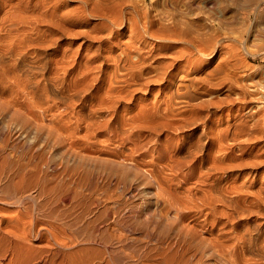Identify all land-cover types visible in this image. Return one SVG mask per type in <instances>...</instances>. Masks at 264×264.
<instances>
[{"label": "bare ground", "instance_id": "bare-ground-1", "mask_svg": "<svg viewBox=\"0 0 264 264\" xmlns=\"http://www.w3.org/2000/svg\"><path fill=\"white\" fill-rule=\"evenodd\" d=\"M220 1H219V3L221 4ZM223 1L224 0H222V2ZM164 2H166V1H164ZM172 2H175V0ZM229 2H230L229 3V6H230L229 9L230 10L228 11V16L224 17V19H221V21L218 22L219 23L218 32L216 33L217 30L215 31L214 29H212L213 33L216 35H212V34L209 35L212 31H207L206 33H203V31H200V29H197V28H194L196 30H193L192 24H188V23H191L189 21L187 23L188 24L187 29L192 33V35L191 36L188 35L189 39L185 38L186 40L184 39L182 41V42L185 41L188 44V47L186 46L185 48H182L180 46V50L174 51L170 54L166 53L169 51V47H165V49H167L165 51L162 50V48H159V50L161 52H164V54H162L161 52L159 53V55H161V59L163 58L166 60L159 61V63L154 66V75L153 76H146L147 74L144 73V71L149 67V59H148V55H146L148 53H146L144 55L143 53H141L142 49H139L136 53L139 57L135 55L134 57H136L137 60L133 61L134 57H131L133 54L130 55V54L126 53L127 51L124 52L123 53L124 56H126V57L128 56V58L126 59V62H127L126 68L129 67V70L132 71L131 74L129 72V74H130L129 79L125 80V84H127V85L123 86L121 91H119V89H118L119 92H114V93L111 92V94L109 92L110 95H107L108 99L106 101L101 102L99 106L96 105V108H97L96 111H95V109H96L95 106L94 107L91 106L92 108H94V110H92V111H94V114L97 112V114L99 115L100 113L102 114L103 112L104 113L105 112L110 113L111 111L116 112V110L120 107V104H122V103H128L129 104V103L136 102L135 104H137L138 106H140L141 109H143L142 111L144 112V114L149 112L145 115H148V117L151 118V120L149 121L150 125L147 124L149 119L146 121V119H145L146 116L145 117L143 116V117H144V120H145V123L147 124V126L149 125L148 128L153 130V132L156 135L160 136L161 135L160 133H161V131H163V129H167V130L173 129V132H174V130L176 132L177 131H180V132L181 131L182 132H184V131L189 132L190 131L188 133L189 138L194 140L193 143L191 144V147H188L191 149L187 150V157H190V160L185 162L179 158H176L177 159L176 162H174L170 166L171 173L173 172L174 176H175V173H178V171L181 170V167L185 165L184 163H187L189 165V172L191 174L198 173V175H202L204 173L203 172L204 169L207 166H209V168H207V170H212L214 172H216V170L217 171H223L225 174L227 172H231V171L234 172V171H236V169L238 170V169H241L243 167L247 168L248 166H250L252 171H250V174L249 173L248 174L246 173V174L251 175L252 178L258 177L254 170L257 169L259 166H264V150H263L264 148L262 149L263 146H260L261 143H264V114H263L264 109L262 111L259 110V112H258L259 116L256 115L258 118L251 117V120L249 119V121H243V123H241V126L239 127V129H237V131L235 130V132H234L232 130L234 132V133H232L233 134L232 136L231 135L228 136V134L230 133L228 129H226L224 131V130H221L218 128L215 129L213 125L212 126L208 125V121H211L212 123L215 121H219V119L213 118V116H215L219 110L223 109V107H226V108L227 107H233L235 104L236 105L242 104V105L246 106L248 104L246 100H248L249 96L254 98L257 101L259 99V95L261 94V91H260L259 87H257V86H254L253 88H251V86L248 85L250 87H248V86L246 87V86H244L245 84H243L245 82L243 80H242L243 85L240 84L241 82L239 81L238 77L236 76V72H235L236 71V45H232V46L228 47V44H229L228 43L227 46L225 45L226 47H224V48H226V50L221 48L222 53H220L221 57H219L221 61L218 64V66L214 69V71H212L213 70L212 69L211 73L208 76H205L206 74H204V78H202V77L198 78L196 76L192 80L191 88H194L199 94L206 96L205 98H203L201 96L203 98V100H202V98H200L201 100L197 99L200 101L199 103H197V105H193V103H192L193 106L190 108H185L183 106H179V104H183V103L187 102L186 98H188L190 96L188 94V88L190 87V85L180 84L176 87L175 91L172 90L173 87H171V86H173V84L177 80L178 76H180V79H181L180 81L184 82V81L189 80L188 77L190 74H193V73L199 74L202 71V69L204 68V66H206L205 60L208 59V60L212 61L214 59V56H215L214 54L218 50L217 49L218 46L216 44H220L221 40H223V39L224 40L225 39L231 40L233 38H235V40H236V37H234V35H236V30H235L234 26L232 27V25L233 24L235 25L236 20L239 19L238 18L239 14L241 15V17H243L242 18L243 21H245V20L248 21V20H251L253 18L257 19L258 16L260 15L261 7H263V4H264V2H261L260 0H229ZM25 3H27V0H16V1L0 0V63L5 62L6 60H11L14 62L13 64L10 63V66L12 65L13 68L10 69V67H9L10 70L8 71V73L10 75V81L12 82V85L9 86L10 93H12V94L16 93V94L21 95L20 99H16L17 96H15L13 99H10L7 102H3V101L1 102V97H2V93H3L4 89H0V103H1L0 112L3 113L5 116V121L3 123V126L0 129V131H2L0 133V264H191L192 259L194 260L193 264L195 263V261H196V264H200L204 260L205 256H207V255L212 256L215 252H217L219 257H220V256H223V254H226L227 251H230L229 253H231L233 256L237 252L236 251L237 248H232V246H234V245L230 244L231 245L230 246L226 242H223V239L225 237L218 238L222 235V234H218V237L216 236L218 239L213 237L217 241H213L214 242V244H213V243H211L212 239H211V241L209 239L208 240V241H210L209 249H206V252L204 255H202V251H201L200 255L197 257V254H196L197 252L194 253L193 250L195 248V245H198L199 247H201V243L198 242V237L196 235H192L193 234L192 228L194 226L191 227L190 226L191 224L188 225L189 223H187V222L185 223V219H186L185 213L186 212L183 213V209H186V208H190V209L191 208H196V209L198 208V209H200V205H197L198 201H201V204H202L201 207L205 206V208H207V206H208L207 203L214 202V201L217 203H219V202L223 203L222 205L220 204V206H222V207H226L225 204H229L227 206H231V208H234V210L239 209V207H241V206L243 208L244 207L247 208V205H244L242 203L244 202L245 204H247V202L249 203L250 200L248 201V199H244V196L247 195V197H248V196L253 195L254 193L246 190L244 188V186H242L241 184H240L241 186L236 187L234 185H230L229 184L230 182L228 183L229 185L227 183L223 184V183L218 182L214 185H211L210 189L208 187V190L205 188H204L205 190H203V188H201L203 190V192H201V193H203L202 196H198V194L195 193V191L192 190V188H188V189H191L190 191L187 189V192H189L188 193L189 196H185V198H182L180 196L181 198H179L178 194H177L178 197L174 196V195H176L175 191L171 192L170 190H168V188H166V186H165L166 184H164L162 181H160V183H158L160 188L157 187L159 189L157 192H159V193L161 192V193H164L166 195L168 192H171V194L168 193L170 195H167V196L163 195V198H162V195H160L161 194L160 193L159 196L161 198H158L159 196H157L158 199L143 200V201L141 200L142 202L138 203L139 201L135 202L134 200L133 201H127V199L126 200H120L121 198L120 199L119 198L113 199V198H111L112 196L111 197L109 196L107 198L81 197V196H79L80 194L79 195L75 194L76 196H74V183L72 181H71L72 183L71 182L67 183V182L60 180L62 178V176L60 177L61 174H63V175L67 174V175H69V177H74V172H76L78 170H79L78 172H80V169H81V171H83L81 173H84L85 175L83 178L82 177L83 174L82 175L80 174V179L82 180V178H83L87 181H90L94 175V171L91 170L92 169L91 166H92L93 162H97L99 164V166L101 168H103L104 170L114 172V173H122V175L127 174L131 170H134V167H132V165H129L127 161L125 163L124 162L126 160L125 158H129L130 156H133V154H135L139 150L143 149V145H141L140 142H139V144L133 143V147L131 146L130 147L131 149H127V150L131 151V153H133L132 155H129L128 157L124 158V157H122V155L118 156L119 154L118 155L116 154L117 157H114L110 160H102L103 162L102 161L98 162V160H101L98 157V156H100V152L98 150H96V151L99 153V155L92 153L93 151L92 152L89 151L90 149L88 150L90 154L84 155L86 152H84V154H83L82 153L83 151L81 152V150L76 151L74 153L73 146H70V148H68L67 152L64 151L63 153H58V147L60 145V142H62V132H61L62 128L59 127V124L57 122H55L54 120L47 119L46 114L50 110H53V108L55 107L56 104L57 105L58 104L64 105L69 100H70V103H73V100L71 102V99H73V97H80V100H81V98L83 99L85 97L86 93L90 92L94 88H97V86L100 84V81L102 80V76L100 75V73L98 71H97L98 73H96V72L94 73L93 70L94 69L95 70L101 69L104 65L106 66V62L110 63V61H113L114 63L115 62L117 63V61L114 59V57L111 58L108 55V56H103L104 60L102 59L103 61L101 60V62H99V64H98V66L95 65V66H97V68H95L94 66H93L94 68H92V67L90 68L89 65H85L86 70L85 69H84L85 71L79 70V71H81V73H79L77 71L78 73H76L77 74L76 80L74 79L75 82L73 81L74 86H75V88H74L75 94L73 96H70V95L68 96L67 91H66L67 92L66 95L64 93L65 91L63 92L64 94L61 93V91L58 87V82H57L58 80L55 77H52L50 75V69H51V67H55L56 69H59V68H57V66L59 67V65L61 63L58 64L54 54L57 52V50L60 47L59 46L60 40L64 36L71 37L73 35V32H72V30H70L68 28H64L62 26V23H61L62 21L60 20L59 14L57 13V11L55 9L56 7H54L50 11H48L49 10V8H48V10H46L47 12L45 11V13H44V10L39 11L42 8V6L39 5L41 7L40 9H38L39 12L37 10L36 11L32 10V11L28 12L25 9V6H26ZM29 3H27V4H29ZM152 3H153V1H152ZM167 3H168V1H167ZM30 5H31V3H30ZM175 5L173 6V4H172L174 9L176 10ZM165 6H166V4H165ZM28 7H27V9H28ZM31 7H32V5H31ZM170 7L171 6H169L168 8L170 9ZM31 9L29 8V10H31ZM33 9H34V7H33ZM139 9H141V8H139ZM179 9L180 8H178L177 10H179ZM147 10H148V8H147ZM143 11H145V10H143ZM156 11L157 10H155V13H157ZM167 11L168 10H166V12ZM182 11H185V10H182ZM158 12L160 13L159 10H158ZM162 12H163V10H162ZM168 12H170V11H168ZM148 13H147V15H148ZM159 13H157V14H159ZM164 13H165V10H164ZM143 14H144V12H143ZM160 14H162V13H160ZM112 16H114V15H112ZM112 16H110V17H112ZM115 18L117 19V21L122 19L121 18L118 20V17H115ZM155 18H157V17H155ZM113 19H114V17H113ZM113 19L111 18L112 21L116 20V19L115 20H113ZM159 19L157 18V20H159ZM175 19H176V17H175ZM175 19H174V21H175ZM14 20L16 22L20 23V25H22L20 27H22V28H18V29H16V31L12 32V30H9L11 28L7 24L10 23V25H11L12 24L11 22H15ZM117 21H115V22H117ZM140 21H145L144 24L142 25L143 27L141 26L142 30L140 31V29L139 30L137 29V37L140 39V40L138 39L140 42H143L144 38L146 36H148L149 38L151 37V38L155 39V41L157 40L158 42H179L180 41L179 38H178L179 40L176 41L175 37H174V41H173L172 34L174 33V29H173L174 25H173V27H171L173 32L170 30L167 32L168 34H166V33L161 31V29H160L161 27H159L160 30H156V28H157L156 24H154L156 26V28L153 26V30L151 29V31H150L149 28H151V27L146 22V20L140 19ZM140 21H138V22H140ZM159 21L161 22V19ZM33 22L35 23L36 27L32 28V30H28L26 25H28V24L31 25ZM133 22L134 21L132 20V23ZM156 22H158V21H156ZM160 22H158V26H159ZM164 22H166V21H164ZM109 23H111V22H109ZM119 23H120V21H119ZM119 23L117 22L116 24H119ZM121 23H124V22H121ZM121 23L119 24V26L121 25ZM162 23H163V21H162ZM178 23H176V27H177ZM192 23H193V21H192ZM251 23H253V22H251ZM140 24H142V23H140ZM167 24L165 26H167ZM179 25L182 27L185 26V24L184 25L178 24V26ZM197 25H199V24H197ZM7 26L9 27L8 31L5 30V28ZM162 26H163V24H162ZM252 26H254V24ZM132 27H134V26L132 25ZM137 28H138V25H137ZM154 28L157 32L154 31ZM166 28H165V31H166ZM107 29H109V31L108 30L107 31L110 32V35H111V32H113V31H110L111 30L110 28H107ZM133 29H131V27H130V30H132L130 32L133 33ZM187 29L183 32L188 31ZM4 30H5V32H4ZM248 30H247V33L249 32ZM160 31L162 33H160ZM32 32H34V33H32ZM130 32H129V34H130ZM135 32L136 31H134V33ZM169 32H172V34L169 35ZM179 32L180 31H177L174 35L180 36V33H182V32H180V33ZM208 32H210V33H208ZM184 34L182 33L181 36H183ZM205 34H207L210 37L211 36H213V37H211V38L206 37L207 35H205ZM130 35H128V36H130ZM106 36H108V33H106ZM186 36L187 35L185 34V37ZM93 37H95V36H93ZM204 37H206V38H204ZM207 38L210 39V41L208 40L209 44L204 45L203 40L207 39ZM127 40L129 41V39H127ZM208 41L204 40V42H207V43H208ZM127 42H125V45ZM214 43H216V44H214ZM235 43H237V42H235ZM128 44H129V42H128ZM135 44H133V46ZM146 45H148V44H146ZM133 46H130V48ZM137 46L139 47V45H137ZM152 46L153 45H151V47ZM146 47H148V46H146ZM149 47H150V45H149ZM153 47H155V46H153ZM160 47H161V45H160ZM183 47H184V45H183ZM240 47H242V46H240ZM120 48H121V46H120ZM123 48H125V46ZM136 48L137 47L134 46V49H136ZM146 49H143V52ZM95 50L97 52L95 51L96 53H94V55L90 56V58L95 59L97 62V61H100V58H101L100 53L103 54V52L101 51L99 53V49L98 50L95 49ZM159 50H158V52H159ZM149 51L150 50H148V52ZM153 51L155 52V50H153ZM146 52H147V50H146ZM124 56H122V57H124ZM156 56H158V55H156ZM158 57H156V58H158ZM217 61H218V59H217ZM234 61H235V63H234ZM182 62H183V64H181ZM122 65H124V64L121 63V66ZM81 67H82V65H81ZM118 69H119V67H118ZM138 69H139V71L134 73ZM55 72H56V70L54 71V73ZM117 72H119V71L117 70ZM127 72H128V70H127ZM208 72H209V70H208ZM109 73H111V72H109ZM180 73H183V74L179 75ZM237 75H239V74H237ZM33 76H36V77L38 76L39 80L37 79L36 82H33L32 78H31ZM55 76H56V74H55ZM123 76H125V75H123ZM127 76H128V74H127ZM244 77H246V76H244ZM30 78L32 81L30 80ZM58 78H60V77H58ZM108 79L106 81L107 83H108ZM113 81H111V82H113ZM42 82H44V84H42ZM121 83H123V81ZM121 83H119V84H121ZM252 83L253 82L251 81V84ZM165 84L167 86V88H165V89L166 90L169 89L171 91V94L169 96H164V98L166 97L167 99H163V96H162V93L164 92L163 89L165 87L164 86ZM246 84H248V83H246ZM249 84H250V81H249ZM108 86H110V85H108ZM108 86H106V87L108 88ZM154 86L156 88L158 87L157 90L155 89L156 92L152 91V87H154ZM61 87L62 86H60V88ZM181 87H184L186 91H182ZM225 87H227L226 92L232 91L233 93L237 89L238 90L240 89L242 91V97L239 98L238 97L239 93L237 92L238 93L237 94L238 99L237 100L235 99L236 101L229 100L230 98L224 99V97H221V95H222L221 91ZM70 88L73 89L72 87H70ZM263 88H264V86H263ZM37 89L38 90L41 89V92H42L41 95H40L39 91H38L39 93L35 92ZM66 89H68V88H66ZM109 89L110 88H108L107 91ZM104 90H106V89H104ZM69 92H71V91H69ZM152 92L155 94L157 99L155 98L156 101H154V100L152 101V102H154V104L151 105V107H150L151 109H148V107H147L148 104L146 103L147 100L143 99L142 96L151 94ZM224 92H225V90H224ZM229 94H231V93H229ZM240 94H241V92H240ZM102 95L106 96L105 93ZM105 96L103 98H105ZM233 96L236 97V94ZM233 96H231V97L235 98ZM151 97H152V94H151ZM226 97H230V96L226 95ZM37 98H39V99L41 98L40 99L41 103H40L39 109L37 111H35L33 109L37 107V104H35L34 99L36 100ZM190 98H192L194 101L196 100V97L190 96ZM21 99H23L22 102L20 101ZM78 99L79 98H77V100ZM101 99H102V97H101ZM150 99H152V98H150ZM80 100H78V101H80ZM249 100H251V98ZM255 100L252 99L251 101L254 102ZM83 101H80V102L83 103ZM196 102H198V101H196ZM90 103H92V102H90ZM97 104H99V103H97ZM261 104L262 103L261 102L259 103V101H258V106ZM57 105H56V107L60 106V105H58V106ZM244 106H240L236 110V112L238 114L241 113ZM258 106H256L255 112L258 111ZM68 107H69V105H68ZM98 107L100 108V110L98 109ZM263 107L264 106L261 105V106H259V109H261ZM89 108L87 110H89ZM145 109L151 110V112L148 110L145 111ZM228 109H229L228 110L229 114H232L233 113L232 108H228ZM119 110H120V108H119ZM246 110L253 111L254 108L250 107V108H246ZM83 111L85 112V110H83ZM83 111H82V113H83ZM122 113H123V111H122ZM80 114H81V112H80ZM80 114H78V115H80ZM97 114H95V115L97 116ZM249 114H251V112ZM255 114H257V113H255ZM107 115H108V113H107ZM123 115H125V114H123ZM81 116H82V114H81ZM91 116H93V115H91ZM253 116H255V115H253ZM54 117L57 118V115L54 114ZM100 117H103V118L105 117V119H106V116H104V115H100ZM107 117H110V115ZM111 117H113V115H111ZM140 117L143 118L142 115ZM140 117L138 116L137 119L139 118L138 120H140L141 119ZM240 117H241V115H240ZM79 118H80V116H79ZM124 118H126V117H124ZM97 119H99V118H97ZM107 119L108 120H105V121H110L109 119H112V118H107ZM118 119H120V118H118ZM92 120H91V123H92ZM123 120L125 121V119H123ZM129 120L130 119H128V121ZM100 121H101V119H100ZM100 121H98V122H100ZM128 121H126V122H128ZM95 122L97 123V120ZM120 122H121V124L123 123L122 121H120ZM126 122H125V124H126L125 126L128 125ZM118 123H119V121H118ZM135 123H137V121H135ZM139 123H141V122H139ZM145 123H143L141 125H144ZM92 124H94V123H92ZM102 124H104V123L102 122ZM102 124L96 125V127L101 126ZM107 124H108V122H107ZM107 124H105V125H107ZM112 124H113V122H112ZM129 125H131V124L129 123ZM132 125H134V122ZM199 125H202L203 128L201 129V131L195 132V130L198 129ZM223 125L225 127V125H228V124H223ZM114 126H116V125L111 126V129H113L112 127H114ZM120 126H122V125H120ZM139 126L140 125H138L136 127H139ZM94 127L95 126L92 127L94 130L91 128L92 131L94 132L93 134H95L96 131L98 132V130H96L97 128H94ZM105 127H101V129L102 128L104 129ZM123 127H122L123 131L121 130L119 132L117 129L116 130L113 129L111 131H112V133H115V132H113L114 130L118 131L117 135L120 137L125 136L122 139H125V142H126L127 139H129L130 133L132 134V131H130L129 134L127 133L129 136H126V133H124V132H125V129L127 130L128 128L124 127L125 129H123ZM143 127H145V126H143ZM87 129H89L91 131V129L89 127H87ZM106 129H107V127H106ZM119 129H121V128H119ZM129 129H131V127ZM135 130H137V128H135ZM192 131L195 133H192ZM87 132H89V131L87 130ZM103 132H105V131H103ZM176 132H175V134H176ZM223 132L225 133V135L223 134L224 136L222 135ZM107 133L109 135H112V133L111 134L109 132H107ZM143 134L144 133H142L140 135V137H142ZM88 135H90V133H88ZM117 135H116V137H117ZM113 137L115 138V136H113ZM117 139H119V137ZM131 139H134V138H132V137L130 138L129 141L132 142L133 140H131ZM137 139H139V137ZM230 139L233 141H229ZM106 140H108V139H106ZM120 140H121V138H120ZM210 141H212L213 143ZM228 141L232 142L233 145H234V143L236 145H237V143H243V142L249 143L248 144L249 147L247 148V150L249 149L250 152L252 153L251 158H249V160L252 159V161H247V163L245 162V164H242V163H239L242 161V159H239L241 161H239L238 163L235 162V164H233L232 163L233 158L231 155V151L229 150L230 148L225 146V145H229L226 143ZM118 142H117V144H120ZM120 142H123V140H121ZM158 145H159V143H158ZM188 145H190V144H188ZM252 145H254V146H252ZM150 147H152V145ZM95 148H96V146H95ZM126 148H129V146ZM237 148L239 149V145ZM115 149H117V148H115ZM92 150H94V149H92ZM167 150H168V148H167ZM259 152H261V153H259ZM113 153H114V149H113ZM120 153L124 154V152H122V151ZM215 153H221L220 154V155H222L221 158L216 160L215 159ZM255 153H256L257 157L254 155L256 158L253 159L254 157L252 158V156ZM177 154H175V156ZM102 155H105V154H102ZM163 155H164V153H163ZM216 155H219V154H216ZM108 157H110V156H108ZM115 158H117V159H115ZM245 158H247V157H245ZM103 159H109V158H103ZM245 160H247V159H245ZM233 161H236V159ZM243 161H244V159H243ZM74 163H75V165L77 164L75 170H74ZM70 165H72V166H70ZM60 168H63V170L59 171ZM198 168L201 172H203L202 174H199V172H196V169L198 170ZM209 172H211V171H209ZM211 173H212V175L214 174L213 172H211ZM236 173L237 172H235L234 174H231L229 176L227 175L226 177L228 178V180H232V183H233V180L236 181V177L240 176L238 173L237 174ZM78 176H79V174H78ZM162 176H164V175H162ZM165 176L167 177V173L165 174ZM168 176H171L170 173ZM203 176L206 177L205 175H203ZM215 176L217 177L216 174H215ZM59 177H60V179H59ZM187 177H188V175H187ZM197 177H199V176H197ZM261 177L264 178V176H261ZM169 178H167V179H169ZM174 178H173V180H174ZM183 178H185V177H183ZM188 178L191 179V176ZM211 178H212V176H211ZM67 179L70 180V178H67ZM178 179H180V178H178ZM216 179H219V178H216ZM211 182L212 181H210V183ZM226 182H228V181H226ZM88 184H89L88 186H91L92 185L91 181L88 182ZM201 184H204V182H201ZM237 184H239V182ZM247 185H249V184H247ZM92 187H93V185H92ZM75 193H77V190L75 191ZM172 193H175V194L172 195ZM256 194H257V192H256ZM256 197L260 198V195L259 196L255 195V200L257 199ZM261 197L264 199V197L262 195H261ZM115 198H117V197H115ZM255 200H253V203L256 202ZM240 202H242V203L240 204ZM260 202L263 203L264 200L262 201V199H260ZM204 203H205V205H203ZM250 203L252 204L251 201H250ZM250 203L248 206H250ZM161 205H163L166 208V210H167L166 212L162 211V209H163L162 207L160 208L161 211H158V212H156V210H151V208H153V206L158 208ZM218 206L219 205H217V207ZM251 206L249 207L248 210L246 209V211H249V214L253 213V211H251V209L253 208L254 205L252 207ZM210 207H208V208H210ZM213 207L214 206H212V208ZM226 208H227L228 212L226 210H224L225 211L224 214L226 212L230 213L231 210H233V209H231L229 211L228 207H226ZM258 208H260V207H258ZM191 210H193V209H191ZM234 210L232 212V216H234L235 214L237 215V213H235ZM241 210H243V209L240 208L239 213L242 212ZM254 211H255V209H254ZM257 211L258 210H256L255 212H257ZM221 212H218L219 215L221 214ZM236 212H238V210ZM215 213H217V212L215 211ZM243 213H245V212L243 211L242 214ZM242 214L241 215L239 214V215L243 216ZM249 214H247V215H249ZM227 216H229V214ZM231 218H234V217H231ZM256 226H259V225H256ZM222 233H224V232H222ZM251 233H252V231H251ZM255 233H256V231H255ZM229 234H230V232H229ZM232 234H235V233L232 232L229 235V237H230V239L233 240L232 243L234 244L235 239L232 238L233 237ZM257 234H258V232H257ZM225 235H228V234H225ZM231 235H232V237H231ZM242 237L243 236H240V238H242ZM240 238H238V239H240ZM243 239H244V237H243ZM226 240H227V238H226ZM226 240L224 239V241H226ZM239 241H242V240H239ZM236 243H238V240H237V242H235V244ZM253 243L251 242L250 239L249 240L247 239V244L245 245V247L251 253L258 249L257 252H254V253H256L255 257H253V256L252 257L254 259L260 261L256 257H258V256L264 257V252H263L264 250L261 249V247L264 245L262 244L260 246V249L256 248V246H255V248H256L255 249L253 246ZM236 246H237V244H236ZM226 249H228V250L226 251ZM244 251H246V250H244ZM251 253H249V254H251ZM254 253H252V254H254ZM232 256H231V258H232ZM225 257L227 258V256H225ZM258 258H260V257H258ZM232 259H235V258H232ZM214 260H215V258H214ZM218 260H219V258H218ZM223 260L227 261L225 258ZM262 260L264 261V259H262Z\"/></svg>", "mask_w": 264, "mask_h": 264}, {"label": "rangeland", "instance_id": "rangeland-1", "mask_svg": "<svg viewBox=\"0 0 264 264\" xmlns=\"http://www.w3.org/2000/svg\"><path fill=\"white\" fill-rule=\"evenodd\" d=\"M13 1H16V0H13ZM152 1H153V3H152ZM164 1H166V2H164ZM167 1H168V3H167ZM172 1H174V0H171V1L170 0H162V1L161 0H143V1L142 0L141 1L140 0H135V1L134 0H126V1L125 0H27V3L30 2L31 5H32V7H31L30 3L29 4L25 3L26 4L25 9L28 12H30L32 10H34V11L37 10L38 11V9L41 8L40 6H42V8H41L42 10L40 9L39 11H43L44 10V13H45V11L48 10V8H49L48 11H50L54 7H56L55 9H56L57 13L59 14L60 20L62 21L61 22L62 23V26L64 28H68V29L72 30V32H73V35L71 37L64 36L60 40V44H59L60 47L57 50V52L54 54L55 55V58H56V60L58 62V64L61 63L59 65V67L57 66V68H59V69H56L55 67H51V69H50V75L52 77H55L58 80L57 81L58 82V87H59L61 93H63L65 91L64 93L66 95V93L68 92L67 93L68 96L69 95L70 96H73L75 94L74 93V88H75L74 82H75L76 76H77L76 73H78V72L81 73V71L84 70V69L86 70L85 65H89L90 68L91 67L92 68H94V67L97 68L99 62H101V60L103 59V56H108V55L111 58L114 57V59L119 64L118 65L116 62H115L116 63L115 64L113 61H110V63L106 62V66L104 65L101 68L102 70L101 69H97V70L94 69L93 70L94 73L95 72L96 73L99 72L100 75L102 76V80L100 81V84L97 86V88H94L90 92L86 93L85 97L83 99L81 98V100H80V97H73V99H71V102L73 100V103H70V100H69V101H67L68 104L66 103L67 105L66 104H64V105L63 104H58V105H60V106H58L56 104L58 107H56V105H55L56 108L53 106L54 107L53 110H50L46 114V118L47 119L54 120L55 122H57L59 124V127L62 128L61 129V132H62V142H60V145L58 147V153H63L64 151L67 152V150H68V148H70V146H73L74 153L76 151H80L81 150V152L83 151L82 152L83 154H84V152H86L84 155H89L90 154L89 151H91V152L93 151L92 153H95L96 155L97 154L99 155V153L96 151V150H98L100 152V156H98V157H99V159H101V160H98V162L99 161L101 162L102 160H110V159H112L114 157H117L118 154H119L118 156H121L122 155V157H124V158L125 157H128L129 155H132L133 153H131V151H129L127 149H131L130 147L131 146L133 147V143L139 144V142H140V144L143 145V149H141L138 152H136L135 154H133V156H130L129 157L130 159L129 158H125L126 160L124 162L126 163V161H127L129 165H132V167H134V170H131L127 174L122 175V173H114V172H110V171L104 170L103 168H101L99 166V164L97 162H93L92 163V166H91V168H92L91 170L94 171V175H93V177L90 180L91 183H92V185H93V187H92V185L91 186H88L89 185L88 182H90V181H87V180L83 179L85 174L84 173H81V172H83V171H81V169H80V172H78L79 170L76 171L77 173L74 172V177H69V175H67V174H64V175L61 174L60 177L62 176V178L60 179V177H59V179L61 181L67 182V183H69L71 181L74 183V196H76L77 194L78 195L80 194L79 196H81V197H89V198H97V197L98 198L99 197L100 198H107L109 196L110 197L112 196L111 198H113V199H118V198L120 199L121 198L120 200H126V199H127V201H133L134 200L135 202H138L139 201L138 203L142 202L143 200H155V199L161 198L159 196V194L161 192L160 193L157 192L159 190L158 188H160L159 187V184H158V183H160V181H162L164 184H166L165 186H166V188H168V190H170L171 192L172 191H175L176 192V195H174L175 193H172V195H174L176 197L177 194H178L179 195V198H181V197L182 198H185V196H189L188 195L189 192H187V189L188 188H192V190H194L195 193L198 194V196H202L203 193H201V192H203V190H205V189L208 190V187L210 189V186L211 185H214V184H216L218 182L223 183V184L224 183H227L228 184L230 182L229 183L230 185H234L236 187L242 185V186H244V188L246 190L254 193L253 194L254 196L251 195V196H248V197H247V195L244 194L245 195L244 196V199H248V201L250 200L252 202V204H251L250 201H249L250 206L251 205L252 206L254 205L253 208L251 209V211H253V213L251 212L252 214H249V211H246V209L248 210L249 207H250V206H248L249 205L248 202H247V204H245L243 201H242L243 203L240 202V204L242 203L244 205H247V208L246 207L243 208L241 206V207H239V209H236V210H234V208H231V206H227L229 204H225V206L228 207V210L229 211L231 209H233L234 212L237 213V215L235 214L234 216H232L233 210H231L230 213H227L228 212L227 211V208L220 206V204L222 205L223 203H220V202L217 203L215 201H214L215 203L214 202H210L212 205L210 203H207L208 206H207V208H205V206L204 207H201L202 206L201 201H198L197 202V205H200V209H198V208H197L198 210L196 208H191L193 210H191L190 208L183 209V213L186 212L185 213V216H186L185 223L186 222L189 223L188 225L191 224L190 225L191 227L194 226L192 228V230H193V232H192L193 234L192 235H196L198 237V242L201 243V247H199L198 245H195V248L193 250L194 253L197 252L196 253L197 254V257L200 255L201 251H202V255H204L205 252H206V249H209L211 239H212V242L211 243L214 244L213 241H217L216 239L221 238V237H225L224 239L226 240V238H227V240L224 241V239H223V242H226L229 245L230 244L231 245H234V246H232V248H237L236 249L237 252L235 251L236 253L234 254L235 256L237 255L236 257L234 255L232 256V254L229 253L230 251H227L228 249H226L227 253L226 254H223V256H220L219 257L218 253L215 252L212 256H210V255L205 256L204 260L200 264H226V263L227 264L228 263L229 264H232L233 262H234L233 264H264V261L262 260V259H264V257H262V256H258L260 258L256 257L260 261H258V260H256V259L253 258L256 255V253H254V252H257L258 249L256 251L252 252V253H254V254H252L245 247V245L247 244V239L248 240L250 239L252 243L254 242L253 243L254 248L256 246V248H259L260 249V246L262 244L264 245V204H263L264 202L263 203L260 202V199H262V201L264 200L261 197V195L264 197V178L261 177V176H264V173H263L264 172V166H259L257 169H255L254 171H255V173L257 174L258 177H255V178L253 177L252 178L251 175H247L248 173L250 174V171H252V169H251L250 166H248L247 168L246 167L245 168L243 167V168L238 169V170L236 169V171H234V172H232V171L231 172H227L226 174L223 171H217L216 169H215L216 172H214L212 170H207V168H209V166H207L204 169V171H203L204 173L201 172L199 170V168H198V170L196 169V172H199V174H202L203 173L202 175H198V173L191 174L189 172V165L187 163H184L185 165L182 166L181 167V170H179L178 173H175V176H174V173L173 172H172L173 174L171 173L170 166L174 162H176V160H177L176 158H179V159H181V160H183L185 162H187L188 160H190V157H187V150L188 149H191V148H188V147H191V144L194 141V140H192V139L189 138L188 133L190 131L189 132L188 131H184V132L177 131L176 132L174 130V132H173V129L172 130L163 129V131H161V133H160L161 134L160 136L159 135H156L153 132V130H151V129L148 128L149 125H150V122L149 121L151 120V118L148 117V115H145V114H147L149 112H147V113L144 114V112L142 111L143 109H141L140 106H138L137 104H135L136 102L129 103V104L128 103H122V104H120V107H119L120 110L118 108L116 110V112L115 111L114 112L111 111L110 113L109 112H105L106 114L103 112L102 114L100 113L99 115L96 112L95 114H97V116L94 114V111H92V110H94V108H92V107L95 106V108H96V105L99 106L101 102L106 101L108 99V96L107 95H110L111 92H113V93L114 92H119V91L122 90L123 86L127 85V84H125V80L126 79H129V77H130L129 75L131 74L132 71L129 70V67L126 68L127 67V65H126L127 64L126 59L128 58V56L127 57L124 56V54H123L124 52L127 51L126 53H128L130 55L133 54L131 57H134L135 55L138 56L136 53H137V51L139 49H142V52L141 53H143L144 55L146 53H148L146 55H148L149 67L144 71V73L147 74L146 76H153L154 75V66L157 65L159 63V61L166 60V59H163V58L161 59V55H159V53L161 51L159 50V48H162V50L165 51V50H167V49H165V47H169V51L166 52V53H169L170 54V53H172L174 51L180 50V46L182 48H185L186 46L188 47V44L185 41L182 42L185 38H188L189 39V36L192 35V33L187 29V25L188 24H192L193 30H196L194 28H197V29H200V31H203V33H206L207 31H212V29H214L215 31L217 30L216 31V33H217L218 30H219V23L218 22H220L221 19H224V17H227L228 16V11L230 10L229 9L230 8V6H229V3H230L229 0H224L223 2H222V0L221 1L220 0H186V1L185 0H175V2H172ZM219 1L221 2V4L219 3ZM260 1L261 2H264V0H260ZM165 4H166V6H165ZM172 4H173V6L176 4L175 5L176 10L172 6ZM137 6L139 8H141V9H139ZM169 6H171L170 9L168 8ZM27 7H28V9H27ZM33 7H34V9H33ZM177 7L180 8L179 10L181 12L179 10H177L178 9ZM29 8L30 9L32 8V9L29 10ZM147 8H148V10H147ZM154 9L157 10L156 11L157 13H159L158 12V10H159L160 13H162V14L159 13L161 16L159 14L155 13V10ZM143 10H145V11H143ZM162 10H163V12H162ZM164 10H165V13H164ZM166 10H168L170 12H168V11L166 12ZM182 10H185V11H182ZM143 12H144V14H143ZM147 13H148L149 16L147 15ZM152 14L153 15L155 14V15L153 16ZM112 15H114V16H112ZM110 16H112V17H110ZM113 17H114V19H113ZM115 17H118V20L122 18L119 21H120V23L121 22H124V23H121V25L119 26L120 23H119V21H117V19ZM155 17H157L158 19L160 18L161 19V22L159 21L160 19L157 20V18H155ZM175 17H176V19H175ZM111 18L113 20L116 19L115 21H117L119 24H116L117 22L112 21ZM238 18L239 19L236 20L235 25L234 24L232 25V27L234 26V28L236 30V35H234V37H236V40H235V38H233L234 40L233 39H231V40L230 39L229 40H226V39L224 40L223 39V40H221V43L220 44L214 43L218 47L220 46L219 48L217 47L218 50L214 54L215 55L214 56V59L212 61H210L208 59L205 60V65L206 66H204V68L202 69V71L199 74L198 73L190 74L189 77H188L189 80H187V81H184V82L180 81L181 80L180 79V76H178L177 77V80L175 81V83L173 84V86H171V87H173L172 90L175 91L176 90V87L178 85H180V84L190 85V87L188 88V94L191 97H196V100L194 101L189 96L188 98H186V101L188 103L185 102L183 104H179V106H183L185 108H190L193 105H197V103L200 102L199 100H201L200 98H202V97L205 98L206 96L205 95H202V94H199L194 88H191L192 80L196 76L198 78H200V77L204 78V74H206L205 76H208L211 73V70L212 69H213L212 71H214V69L218 66V64L221 61L220 58H219V57H221L220 56V53H222V51H221L222 49L221 48H223V49L226 50V48H224V47H226L228 43H229L228 44V47L229 46H232V45H236V71L235 72H236V76L238 77L239 81L241 82L240 84H242L243 81H245L243 84H245L244 86H246V87L248 85H250L251 88H253L254 86H257V87H259V89L261 91V94L259 95V99L257 101L254 98H252V97L249 96L248 97V100H246L247 103H248L246 106H244L242 104H238V105L235 104L233 107H227V108L226 107H223V109L219 110L216 113L217 116L216 115L213 116V118L219 119V121H215L213 123L211 121H208V125H210V126L213 125L215 129L218 128V129H221V130H224V131L226 129H228L229 132H230L228 134V136H230V135L232 136L233 135L232 133H234L235 130L237 131V129H239V127L241 126V123H243V121H249V119L251 120V117L258 118L257 116H259V114H258L259 110L262 111L264 109V107L261 108V109H259V106H261V105L264 106V88H263V86H264V4H263V7H261L260 15L258 16L257 19L253 18V19L248 20V21H246V20L243 21V19H242L243 17H241L240 14H239ZM140 19L141 20H146V22L151 27V28H149L150 31H151V29L153 30V26L155 28L157 26L156 30H160L161 29V31L164 32V33H166V34H168L167 32L170 31V30L173 32V30H172L171 27H173V25H174V27H173L174 33L172 34V32H169V35L172 34L173 41H174V37H175V40L176 41H178L179 39H180V41L179 42H158L157 40L155 41V39H153L151 37L149 38L148 36H146L144 38V41L143 42H140L139 41L140 39L137 37V29L138 30L140 29V31H141L142 30V27H143L142 25L145 22V21H140ZM174 19H175V21H174ZM132 20L134 21L133 22L134 24L132 23ZM138 21H140V22H138ZM156 21L160 22L159 23V26H158V22H156ZM162 21H163V23H162ZM164 21H166V22H164ZM189 21L191 23H188ZM192 21H193V23L195 25L192 23ZM109 22H111V23H109ZM251 22H253V23H251ZM11 23H12L11 25H10V23L7 24L8 26H10L11 29H9V27L7 26L8 28L6 27L5 30L8 31V29H9V30H12V32H13V31H16V29H18V28H22V27H20L22 25H20V23H18L16 21L15 22H11ZM140 23H142V24H140ZM176 23L181 24V25H184L185 24V26L182 27V26L179 25L180 26L179 27L178 24H177V27H176ZM154 24H156V26ZM162 24H163V26H162ZM166 24H167L168 27L165 26ZM197 24H199V25H197ZM253 24H254V26H252ZM132 25L134 27H132ZM137 25H138V28H137ZM26 26H27V29L28 30H32V28H35L36 27V25H35L34 22L31 25L28 24ZM106 27L107 28H110L111 29L110 31H113V32H111V35H110V32H108L109 29H107ZM130 27H131V29L134 28L133 29V33L130 32V31H132V30H130ZM159 27H161V28L159 29ZM155 28H154V31H156ZM165 28H166V31H165ZM186 29L188 30V31H186L187 33L186 32H183ZM5 30H4V32H5ZM247 30L249 31L248 33H247ZM134 31H136V32L134 33ZM161 31H160V33H162ZM177 31H180L183 34L185 33L187 36L185 37V34L183 36H181L182 33H180V32H179L180 33V36H175L174 34ZM129 32H130L131 35L129 34ZM32 33H34V32H32ZM106 33H108V36H106ZM208 33H210V32H208ZM211 34L212 35H216V34L213 33V31L209 35H211ZM128 35H130V36H128ZM205 35H207V34H205ZM93 36H95V37H93ZM206 37H210V36L207 35ZM206 37H204V38H206ZM211 37H213V36H211ZM127 39H129V41ZM204 40L205 41H208V40L210 41L209 38L204 39ZM204 40H203V44L204 45H206V44L208 45L209 44V41L207 43V42H204ZM127 41L129 42V44H128ZM125 42H127L126 45H125ZM235 42H237V43H235ZM135 43L137 45H139V47ZM133 44H135L134 46L137 47L136 49H134ZM146 44H148V45H146ZM149 45H150V47H151V45H153L155 47L152 46L150 48ZM160 45H161V47H160ZM183 45H184V47H183ZM120 46H121V48H120ZM124 46H125V48H123ZM130 46H133V47L130 48ZM146 46H148V47H146ZM240 46H242V47H240ZM95 49H97V50L99 49V53L101 51L103 52V54L100 53L101 54V58H100V61H97V62H96L95 59H91L90 58V56L94 55V53L97 52ZM143 49H146L147 52H146V50H144V52H143ZM148 50H150V51L148 52ZM153 50H155V52ZM158 50H159V52H158ZM161 53L164 54V52H161ZM156 55H158L159 57L156 56ZM122 56H124V57H122ZM156 57H158V58H156ZM217 59H218V61H217ZM136 60H137V58L134 57V60L133 61H136ZM10 63L13 64L14 62L11 61V60H6L5 62L0 63V89H4L3 90V93H2V97H1V102L2 101L3 102H7L10 99H13L15 96H17L16 99H20V96H21L20 94H16V93L12 94V93H10L9 86L12 85V82L10 81V75H9L8 71L13 68L12 65L10 66ZM121 63L124 64V65L121 66ZM234 63H235V61H234ZM181 64H183V62ZM81 65H82V67H81ZM95 65H97V66H95ZM9 67H10V69H9ZM118 67H119V69H118ZM53 68L56 70L55 73H54L55 70ZM79 70H81V71H79ZM117 70L119 72H117ZM127 70H128V72H127ZM208 70H209V72H208ZM108 71L111 72V73H109ZM138 71H139V69L136 70L134 73H136ZM129 72H130V74H129ZM55 74H56L57 77L55 76ZM127 74H128V76H127ZM182 74L183 73H180L179 75H182ZM237 74H239V75H237ZM121 75L122 76L125 75L126 77L125 76L122 77ZM244 76H246V77H244ZM58 77H60V78H58ZM31 78H32L33 82H36L39 77L38 76L37 77L36 76H33ZM31 78H30V80H31ZM107 79H108V83L106 82ZM111 81H113V82H111ZM122 81H123V83H121ZM249 81H250V84H249ZM251 81L253 82L252 84H251ZM119 83H121V84H119ZM246 83H248V84H246ZM42 84H44V82H42ZM105 85L106 86L110 85V86H108V88H110L108 91H107L108 88ZM60 86H62V87L60 88ZM164 86L165 87L163 89L164 92L162 93V96H163V99H167L166 97L164 98V96H169L171 94V91L169 89H167V90L165 89V88H167L166 84ZM250 86H248V87H250ZM70 87H72L73 89H71ZM64 88L65 89L68 88V89L65 90ZM104 89H106V90H104ZM118 89H119V91H118ZM155 89L157 90L158 87L157 88L155 86L152 87V91L156 92ZM226 89H227V87H225L224 89H222L223 92L221 91V93L223 95V96L221 95V97H224V99L225 98H228V99L230 98L229 100L236 101L238 99V97L239 98L242 97V91L240 89L239 90L237 89L238 91L236 90L234 93L232 91H227L226 92ZM68 90L71 91V92H69ZM181 90L182 91H186L184 87H181ZM224 90H225V92H224ZM38 91L40 92V95H41L42 94L41 89H39V90L37 89L35 92L39 93ZM239 91L241 92V94H240ZM109 92H110V94H109ZM237 92L239 93V96L238 97H237V94H238ZM104 93L106 94L107 97L105 95H102ZM229 93H231V94H229ZM151 94H152V97H151ZM151 94L142 96L143 99H146L147 100L146 103L148 104V106H147L148 109H151L150 108L151 105L154 104V102H152V101L153 100L156 101V99H157L156 96H155V94L153 92ZM235 94H236V97L233 96ZM226 95L227 96H230V97H226ZM104 96H105V98H103ZM231 96H233L235 98H232ZM101 97H102V99H101ZM77 98H79L78 100H80V101H83L84 99L85 100L82 103V102L78 101ZM150 98H152V99H150ZM203 98H202V100H203ZM250 98H251V100L253 99L256 102L255 101L252 102L251 100H249ZM40 99L39 98H37L36 100L34 99V102H35V104H37V107L34 108L33 110L37 111L39 109V106H40V103H41ZM197 99H199V100H197ZM20 101L22 102L23 99H21ZM196 101H198V102H196ZM258 101H259V103L260 102L262 103L259 106H258ZM90 102H92V103H90ZM97 103H99V104H97ZM192 103H193V105H192ZM0 105H1V103H0ZM68 105H69V107H68ZM240 106H244V108H243L242 112L238 114L236 112V110ZM256 106H258V111L255 112ZM250 107L254 108V110H253L254 112L253 111H250V110H246V108H250ZM88 108H89V110H87ZM228 108H232V111H233L232 114H229V112H228L229 109ZM98 109L100 110L99 107H98ZM148 109H145V111L148 110ZM83 110H85V112ZM96 110H97V108L95 109V111ZM82 111H83L84 114L82 113ZM122 111H123V113H122ZM148 111L151 112V110H148ZM80 112H81L82 116H81ZM250 112H251V114H249ZM107 113H108V115H107ZM255 113H257V114H255ZM54 114L57 115V118L54 117ZM78 114H80V115H78ZM123 114H125V115H123ZM252 114L255 115V116H253ZM263 114H264V110H263ZM91 115H93V116H91ZM100 115L106 116V119H105V117L104 118L103 117H100ZM109 115H110V117H107ZM111 115H113V117H111ZM137 115L139 117L141 115H142V117L143 116L144 117L146 116L145 119H146V121L149 119L148 120V123H147L149 125L147 126V124L145 123L144 117L143 118L140 117L141 118L140 119L141 121L138 120L139 118L137 119V117H138ZM240 115H241V117H240ZM79 116H80V118H79ZM124 117H126L127 119L124 118ZM97 118H99V119H97ZM107 118H112V119H109L110 121L111 120L112 121L111 122L110 121H105V120H108ZM118 118H120V119H118ZM95 119L97 120V123L95 122L96 121ZM100 119H101V121H100ZM114 119L115 120L117 119V120L115 121ZM123 119H125V121ZM128 119H130V120L128 121ZM91 120H92V123H94V124L91 123ZM4 121H5V116H4L3 113L0 112V129L3 126ZM98 121H100V122H98ZM118 121H119L120 124L118 123ZM120 121H122L124 124L123 123L121 124ZM126 121H128V122H126ZM135 121H137V123H135ZM138 121L141 122V123H139ZM102 122L104 124H102ZM107 122H108V124H107ZM112 122H113V124H112ZM125 122L128 125H129V123L132 125L133 122H134V125H132V126L131 125L125 126L126 125ZM99 123L102 124L103 126L101 125V126L96 127V125H100ZM143 123H145V124L144 125H141ZM105 124H107L108 126L105 125ZM223 124H228V125H225V127H224ZM113 125H116V126H114L112 128L115 129V130L117 129L119 132L122 130V127L123 126L125 128H128L126 130L123 127V129H125V132L124 133H126V136H129L128 134L130 133V131H132V134L130 133L129 139H127L126 142H125V139H122L125 136L120 137V136L117 135V132L118 131H115L114 130L113 132H115V133H112L111 130H113V129H111V126H113ZM120 125H122V126H120ZM138 125H140V126L139 127H136ZM93 126H95L94 128H97L96 130H98V132L95 130L96 131L95 132L96 135L93 134L94 133L92 131V129H93L92 127ZM105 126L107 127V129H106ZM143 126H145V127H143ZM87 127H89L90 129L92 128L91 131L89 129H87ZM101 127H105L104 128L105 130L103 128H102L103 129L102 130ZM130 127H131V129H129ZM119 128H121V129H119ZM135 128H137V130H135ZM202 128H203V126L202 125H199L198 126V129H196L195 132L201 131ZM87 130L89 132H87ZM103 131H105V132H103ZM1 132L2 131H0V133ZM107 132H109L110 134L112 133V135H109ZM175 132H176V134H175ZM195 132L192 131V133H195ZM88 133H90V135H88ZM142 133H144V134L142 135V137H140V135ZM223 134L225 135L224 132L222 133V135ZM91 135L92 136L94 135V136L92 137ZM116 135H117V137H116ZM113 136H115V138ZM118 137H119V139H117ZM131 137L134 138V139H131L134 142L133 141L132 142L129 141ZM138 137H139V139H137ZM120 138H121V140H123L124 143L123 142H120L121 141ZM106 139H108V140H106ZM231 139L229 141H233ZM115 140L117 142L119 141L118 143H120V144H117V142ZM210 142H212V141H210ZM228 142H226V143L229 144V145H225V146L230 148L229 150L231 151V155H232L233 160L236 159V161H233L232 160V163L233 164H235V162L238 163L239 161H241L239 159H242V161L244 159V161H243L244 163L242 161L239 162V163H242V164H245V162L247 163V161H252V159L249 160V158H251L252 153L250 152L249 149L247 150V148L249 147V145H248L249 143L243 142V143H237V145L234 143V145H233L232 142H229V143ZM158 143H159L160 146L158 145ZM188 144H190V145H188ZM151 145H152V147H150ZM238 145H239V149L237 148ZM95 146H96V148H95ZM128 146H129V148H126ZM252 146H254V145H252ZM260 146H263L262 147V149H263L264 148V143H261ZM115 148H117V149H115ZM167 148H168V150H167ZM92 149H94V150H92ZM113 149H114V153H113ZM120 150L122 152H124V154L120 153L121 152ZM163 153H164V155H163ZM259 153H261V152H259ZM102 154H105L106 156L105 155H102ZM175 154H177L178 156L177 155L175 156ZM216 154H219V155H216ZM220 154L221 153H215V159L216 160H218V159L221 158L222 155H220ZM254 155L256 156V153L253 154V156H252V158L254 157L253 159H255L257 157V156L255 157ZM108 156H110V157H108ZM245 157H247V158H245ZM103 158H109V159H103ZM115 159H117V158H115ZM245 159H247V160H245ZM76 165L74 163V170L76 169ZM70 166H72V165H70ZM60 170L62 171L63 168H60L59 171ZM167 170L168 171L170 170V171L168 172ZM209 171L213 172L214 174L212 175V173L209 172ZM235 172H237L240 176L236 177V181L233 180V183H232V180H228V178L226 176L227 175L229 176L231 174H234ZM166 173H167V177L165 176ZM169 173H170L171 176H168ZM78 174H79V176H78ZM80 174L81 175L83 174L82 175V177H83L82 180L80 179ZM215 174L217 175V177L215 176ZM162 175H164V176H162ZM187 175H188V177L191 176V179L188 178ZM203 175H205L206 177H204ZM210 175L212 176V178H211ZM197 176H199V177H197ZM66 177L67 178H70V180L67 179ZM177 177L180 178V179H178ZM183 177H185V178H183ZM215 177L216 178H219V179H216ZM167 178H169V179H167ZM173 178H174V180H173ZM210 181H212V182L210 183ZM226 181H228V182H226ZM201 182H204V184L206 186L204 184H201ZM238 182H239V184H237ZM247 184H249V185H247ZM192 186L193 187L195 186V187L193 188ZM201 188H203V190ZM76 190H77V193H75ZM188 190L190 191L191 189H188ZM171 192H168V193L171 194ZM256 192H257V194H256ZM168 193H167V195H170ZM160 195H162V198H163V195L167 196L164 193H161ZM255 195H257V196L260 195V198L259 197L258 198L256 197L257 199L255 200ZM157 196H159V197L157 198ZM115 197H117V198H115ZM253 200L256 201V202H254L255 204L253 203ZM203 205H205V203ZM217 205H219V206L217 207ZM212 206H214V207L212 208ZM161 207L163 208L162 209L163 212L164 211L165 212L167 211L166 208L163 205L159 206L158 208H156V207L153 206V208H151V210H156V212H158V211H161V209H160ZM208 207H210V208H208ZM258 207H260V208H258ZM240 208H242L243 210H241V211L242 212L244 211L246 214L245 213L242 214V212L239 213ZM254 209H255V211L256 210H258V211L260 210V211L259 212L258 211L255 212ZM224 210L227 211L226 212L227 214L226 213L224 214V212H225ZM237 210H238V212H236ZM215 211L217 213H215ZM218 212H221V214L219 215ZM238 213L240 215L242 214L243 216H240ZM228 214H229V216H227ZM247 214H249V215H247ZM231 217H234V218H231ZM256 225H259L260 227L259 226H256ZM254 230L256 231V233H255ZM251 231H252V233H251ZM222 232H224V233H222ZM229 232H230V234L232 232L236 234V235L235 234H232L233 237H232V235H231V237L233 239H235V242H237V240H238V243H236L237 246H236L235 242H234V244L232 243L233 240L230 239ZM257 232H258V234H257ZM218 234H222V235L220 237H218ZM225 234H228V235H225ZM240 236H243L244 239H243V237L240 238ZM248 236L249 237L251 236V237L249 238ZM213 237H215L216 239L213 238ZM238 238H240V239H238ZM209 239H210V241H208ZM239 240H242V241H239ZM262 247H261V249L264 250V246H262ZM244 250H246V251H244ZM247 251L249 253H251L252 255L249 254ZM224 255L227 256L228 259ZM231 256H232V258H235V259H232ZM214 258H215V260H214ZM218 258H219V260H218ZM224 258L227 261L223 260ZM193 262H194V260L192 259L191 264H193ZM194 264H196V261H195Z\"/></svg>", "mask_w": 264, "mask_h": 264}]
</instances>
